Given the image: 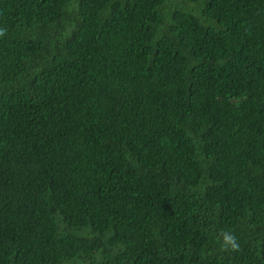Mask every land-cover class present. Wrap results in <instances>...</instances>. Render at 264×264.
<instances>
[{"label": "trees", "instance_id": "1", "mask_svg": "<svg viewBox=\"0 0 264 264\" xmlns=\"http://www.w3.org/2000/svg\"><path fill=\"white\" fill-rule=\"evenodd\" d=\"M4 29L0 264H264V0H0Z\"/></svg>", "mask_w": 264, "mask_h": 264}, {"label": "clouds", "instance_id": "2", "mask_svg": "<svg viewBox=\"0 0 264 264\" xmlns=\"http://www.w3.org/2000/svg\"><path fill=\"white\" fill-rule=\"evenodd\" d=\"M6 33V29L0 30V36L4 35ZM223 237V244L225 246V250H227V247L230 246L233 250L238 248V243L236 242V238L232 233L224 232L221 233Z\"/></svg>", "mask_w": 264, "mask_h": 264}]
</instances>
